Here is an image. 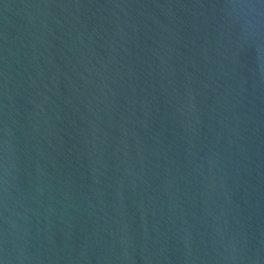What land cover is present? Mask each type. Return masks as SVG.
Wrapping results in <instances>:
<instances>
[{"label":"water","instance_id":"obj_1","mask_svg":"<svg viewBox=\"0 0 264 264\" xmlns=\"http://www.w3.org/2000/svg\"><path fill=\"white\" fill-rule=\"evenodd\" d=\"M3 264H264V0H0Z\"/></svg>","mask_w":264,"mask_h":264},{"label":"snow or ice","instance_id":"obj_2","mask_svg":"<svg viewBox=\"0 0 264 264\" xmlns=\"http://www.w3.org/2000/svg\"><path fill=\"white\" fill-rule=\"evenodd\" d=\"M0 264H3V262H2V261H0Z\"/></svg>","mask_w":264,"mask_h":264}]
</instances>
